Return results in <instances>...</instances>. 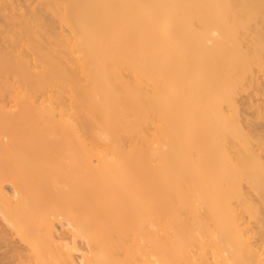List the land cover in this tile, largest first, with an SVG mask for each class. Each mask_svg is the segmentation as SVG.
Masks as SVG:
<instances>
[{"label": "bare ground", "instance_id": "1", "mask_svg": "<svg viewBox=\"0 0 264 264\" xmlns=\"http://www.w3.org/2000/svg\"><path fill=\"white\" fill-rule=\"evenodd\" d=\"M0 264H264V0H0Z\"/></svg>", "mask_w": 264, "mask_h": 264}, {"label": "rangeland", "instance_id": "2", "mask_svg": "<svg viewBox=\"0 0 264 264\" xmlns=\"http://www.w3.org/2000/svg\"><path fill=\"white\" fill-rule=\"evenodd\" d=\"M259 73V72H258ZM260 74V73H259ZM23 85V84H22ZM24 86V85H23ZM23 86H22V88H23ZM48 86V87H47ZM45 85V86H37V87H35V88H37V89H35L34 90V92H36V95H38L36 98H38V100L37 101H39L40 102V100H39V98L40 99H43V98H45L46 96L45 95H47V93L48 92H51V93H53V95L51 94V96L52 97H50V99L52 98L53 99V97H54V100L53 101H55V103L57 102L56 100H61V98H62V96L64 97V98H66V94L62 91L63 90V87L62 86H59V85H53V84H49V85ZM21 87V86H20ZM27 87H29V86H27ZM27 87H25L24 86V89L26 88L27 89ZM46 89V90H45ZM29 90H30V88H29ZM26 91V90H25ZM46 92V94L44 93V92ZM58 91H60L61 93L60 94H62V95H60L59 94V92ZM28 92H30V91H28V89H27V94H28ZM42 92V93H41ZM33 93V92H32ZM42 94V95H41ZM44 94V95H43ZM49 94V93H48ZM64 94H65V96H64ZM33 95H34V93H33ZM41 95V96H40ZM40 96V97H39ZM43 96V97H42ZM42 97V98H41ZM68 97V96H67ZM56 98V99H55ZM60 98V99H59ZM62 101H63V99H62ZM66 101H67V99H66ZM64 102H65V100H64ZM64 102H63V104H64ZM62 103V102H61ZM66 103H68V101L66 102ZM64 105H60V107L62 108ZM65 109V108H64ZM147 125H149V124H147ZM146 125V126H147ZM150 126L153 128V126H152V124H150ZM149 128V126H147V129H149L148 130V132H146L145 134L148 136V134H149V131H152V128ZM146 129V130H147ZM151 129V130H150ZM151 133V132H150ZM149 137L152 139V137L150 136V134H149ZM149 138V139H150ZM8 173L6 172V174H2V175H4V176H6ZM9 174H11L12 175V173H10L9 172ZM11 175H8L9 177L11 176ZM7 177V176H6ZM6 188H8V186L6 185ZM240 209V208H239ZM239 211V210H238ZM247 213H245V215H246ZM246 217H247V215H246ZM52 219H54V218H52ZM54 221H55V219H54ZM252 221V220H251ZM252 223V222H251ZM247 225V224H246ZM245 225V226H246ZM250 225V224H249ZM252 225V224H251ZM56 226V228L60 231L61 229H60V227L56 224L55 225ZM248 226V225H247ZM251 227V226H250ZM76 254V253H75Z\"/></svg>", "mask_w": 264, "mask_h": 264}]
</instances>
